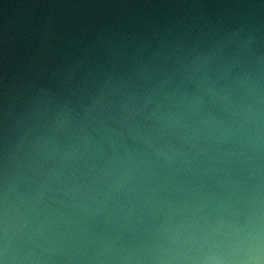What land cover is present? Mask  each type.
<instances>
[{
	"label": "clouds",
	"instance_id": "clouds-1",
	"mask_svg": "<svg viewBox=\"0 0 264 264\" xmlns=\"http://www.w3.org/2000/svg\"><path fill=\"white\" fill-rule=\"evenodd\" d=\"M169 35L22 85L0 264H264V31Z\"/></svg>",
	"mask_w": 264,
	"mask_h": 264
},
{
	"label": "water",
	"instance_id": "water-1",
	"mask_svg": "<svg viewBox=\"0 0 264 264\" xmlns=\"http://www.w3.org/2000/svg\"><path fill=\"white\" fill-rule=\"evenodd\" d=\"M238 18L264 31V0H0V190L24 111L23 84L47 79L50 66L92 48L101 59L111 49L114 61L131 66L142 43L155 47L169 33Z\"/></svg>",
	"mask_w": 264,
	"mask_h": 264
}]
</instances>
